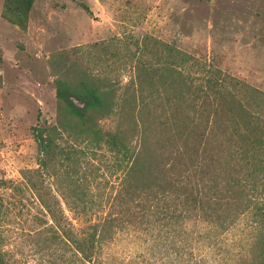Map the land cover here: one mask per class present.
Returning a JSON list of instances; mask_svg holds the SVG:
<instances>
[{
  "label": "rangeland",
  "instance_id": "374dc122",
  "mask_svg": "<svg viewBox=\"0 0 264 264\" xmlns=\"http://www.w3.org/2000/svg\"><path fill=\"white\" fill-rule=\"evenodd\" d=\"M0 55V250L7 264H195L223 250L208 224L190 220L125 224L92 258L76 253L68 239L79 219L56 180L35 171L33 130L57 121L59 81L109 90L118 109L142 67L165 62L197 83L219 71L264 92V0H34L30 8L0 0ZM121 116L96 121L114 127ZM63 122L70 129L60 142L84 149L89 200L103 207L93 211L97 218L120 171L100 140L79 133L72 118Z\"/></svg>",
  "mask_w": 264,
  "mask_h": 264
},
{
  "label": "trees",
  "instance_id": "16d2710c",
  "mask_svg": "<svg viewBox=\"0 0 264 264\" xmlns=\"http://www.w3.org/2000/svg\"><path fill=\"white\" fill-rule=\"evenodd\" d=\"M22 1L30 8L34 0ZM176 66L142 67L132 81L134 91L123 96L118 109L109 90L88 81L75 86L59 81L57 121L33 130L35 171L56 180L79 219L68 240L86 259L125 224L195 220L208 224L225 244L211 261L202 257L195 264H264V92L219 71L197 83ZM110 113L122 119L102 128L96 116ZM64 117L76 120L79 133L100 140L120 171L97 218L93 211L103 207L89 200L84 149L58 138L70 129ZM0 264H7L1 250Z\"/></svg>",
  "mask_w": 264,
  "mask_h": 264
}]
</instances>
